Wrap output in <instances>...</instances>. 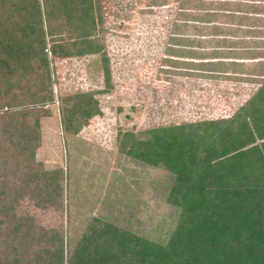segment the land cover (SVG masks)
Wrapping results in <instances>:
<instances>
[{"label": "trees", "instance_id": "trees-1", "mask_svg": "<svg viewBox=\"0 0 264 264\" xmlns=\"http://www.w3.org/2000/svg\"><path fill=\"white\" fill-rule=\"evenodd\" d=\"M6 2L0 0L2 12ZM19 2L25 15L19 26L0 16V264H264V78L227 119L152 127L136 139L124 134L119 152L169 173L166 201L176 218L168 230L158 229L160 236L101 217L89 219L76 236L70 225L35 224L21 209L23 199L57 209L63 198V169H46L35 158L42 137L39 109L53 100V65L102 48L90 39L97 23L92 0H43V12L39 0ZM179 2L185 21L175 29L215 14H193L204 3L185 12L182 6L191 0ZM247 10L258 11L237 7L228 17ZM59 18L68 32H77L74 42L51 30L50 22ZM257 67L264 77V60ZM73 91L64 99L70 105L61 109L66 134L99 115L105 93L103 87Z\"/></svg>", "mask_w": 264, "mask_h": 264}, {"label": "rangeland", "instance_id": "rangeland-1", "mask_svg": "<svg viewBox=\"0 0 264 264\" xmlns=\"http://www.w3.org/2000/svg\"><path fill=\"white\" fill-rule=\"evenodd\" d=\"M6 1L0 16L9 19V26H19L25 16L19 0ZM39 1L43 12V0ZM179 1L92 0L97 23L90 39L102 50L56 61L53 100L38 113L42 137L36 161L46 169L62 168L64 177L62 205L57 209L21 201V209L34 217L36 225L47 229L70 225L76 236L89 219L101 217L154 238L160 236L159 228L166 231L174 223V209L166 201L168 171L119 152L124 134L132 133L136 139L152 127L227 119L264 78L257 74V65L264 60L258 58L264 53V0H191L182 6L185 12L204 3L203 10L193 14L202 17L204 10L215 14L201 23L185 17L190 19L188 26L175 29L185 21L179 15ZM212 3L218 10L211 11ZM247 6L258 11L228 17V10ZM49 25L66 42L75 41L77 32H68L63 19ZM44 28L48 30L46 22ZM102 87L99 115L77 133L66 134L61 109L70 104L64 99L73 90ZM75 121L77 125L81 120Z\"/></svg>", "mask_w": 264, "mask_h": 264}]
</instances>
